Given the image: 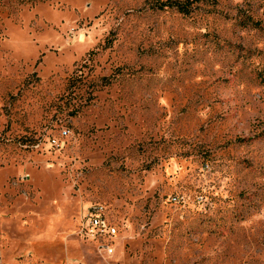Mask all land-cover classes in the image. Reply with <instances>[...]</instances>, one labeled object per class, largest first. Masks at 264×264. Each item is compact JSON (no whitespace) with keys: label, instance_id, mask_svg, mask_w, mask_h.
Here are the masks:
<instances>
[{"label":"rangeland","instance_id":"1","mask_svg":"<svg viewBox=\"0 0 264 264\" xmlns=\"http://www.w3.org/2000/svg\"><path fill=\"white\" fill-rule=\"evenodd\" d=\"M164 1L0 0V264H264V0Z\"/></svg>","mask_w":264,"mask_h":264},{"label":"built area","instance_id":"2","mask_svg":"<svg viewBox=\"0 0 264 264\" xmlns=\"http://www.w3.org/2000/svg\"><path fill=\"white\" fill-rule=\"evenodd\" d=\"M63 135H67V131L64 130L62 132ZM53 143L57 145L64 144V141L53 137ZM83 232L85 236H89L90 238H94L99 242V248L106 253L112 255L114 251V241L115 236L117 234L116 226L104 215L98 211V209H92L89 211Z\"/></svg>","mask_w":264,"mask_h":264},{"label":"trees","instance_id":"3","mask_svg":"<svg viewBox=\"0 0 264 264\" xmlns=\"http://www.w3.org/2000/svg\"><path fill=\"white\" fill-rule=\"evenodd\" d=\"M176 7L180 12L182 13H189V2H181L179 0H168L161 3H158L159 8H165V7Z\"/></svg>","mask_w":264,"mask_h":264}]
</instances>
